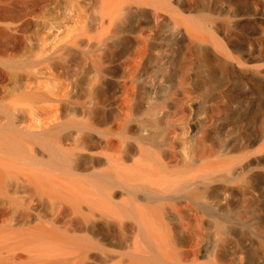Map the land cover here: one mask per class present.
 Masks as SVG:
<instances>
[{
  "label": "bare ground",
  "instance_id": "bare-ground-1",
  "mask_svg": "<svg viewBox=\"0 0 264 264\" xmlns=\"http://www.w3.org/2000/svg\"><path fill=\"white\" fill-rule=\"evenodd\" d=\"M0 264H264V0H0Z\"/></svg>",
  "mask_w": 264,
  "mask_h": 264
},
{
  "label": "rangeland",
  "instance_id": "rangeland-1",
  "mask_svg": "<svg viewBox=\"0 0 264 264\" xmlns=\"http://www.w3.org/2000/svg\"><path fill=\"white\" fill-rule=\"evenodd\" d=\"M194 109H195V107L193 108V110H194ZM193 110H192V112H193ZM194 111H195V110H194ZM190 116H191V114H190L189 117L187 118V122L190 121V120H189V118H191ZM191 121H192V120H191ZM191 121L188 122V123H189V124H192L193 122H191ZM189 124H187L188 126L186 125V129H187L188 131L192 128V125L189 126Z\"/></svg>",
  "mask_w": 264,
  "mask_h": 264
}]
</instances>
